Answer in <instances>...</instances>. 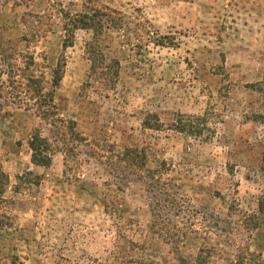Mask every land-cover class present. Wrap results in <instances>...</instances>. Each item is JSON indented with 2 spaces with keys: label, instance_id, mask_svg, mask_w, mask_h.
Listing matches in <instances>:
<instances>
[{
  "label": "rangeland",
  "instance_id": "374dc122",
  "mask_svg": "<svg viewBox=\"0 0 264 264\" xmlns=\"http://www.w3.org/2000/svg\"><path fill=\"white\" fill-rule=\"evenodd\" d=\"M243 257L264 264V0H0V264Z\"/></svg>",
  "mask_w": 264,
  "mask_h": 264
},
{
  "label": "trees",
  "instance_id": "16d2710c",
  "mask_svg": "<svg viewBox=\"0 0 264 264\" xmlns=\"http://www.w3.org/2000/svg\"><path fill=\"white\" fill-rule=\"evenodd\" d=\"M96 15V12H95ZM94 14L89 15V14H84L83 16H81V19L78 21H75L74 23H71V27L72 28H76V27H83L84 29H89L92 30L94 32V36H96L99 31L102 28V22H100V20H94V18H97L98 16H95ZM71 32V31H70ZM98 32V33H97ZM94 39V38H93ZM100 47L99 44H97V41L94 40L93 43H88L85 45V51L87 52L88 56L91 59V66L90 68L92 69L91 71H95L96 69H98L99 64L97 66V62L100 64L103 62V58L101 55L96 54V50ZM116 66H118L117 62H115ZM102 72V75H106L107 73H110L109 70L107 68H99ZM108 71V72H107ZM110 75V74H109ZM114 78L117 77V72L114 71L113 74ZM59 80V75H56L55 77H53V84L57 85ZM197 118L195 119V122L197 123L196 126H192L191 125V119L189 118H185L182 116H179L177 120H175V129L181 133H185V134H196L198 133L199 130H197V126L198 124H200L203 120ZM199 122V123H198ZM28 147L29 150L31 152V162L37 166H47L50 162V156H51V150L49 149L48 144L41 138H39L37 135L33 136L30 138L29 142H28ZM246 259H244L243 257V261L240 260H233V261H229L228 264H247V262L245 261ZM176 264H200L198 262V260L191 262L189 260H185V259H179L177 260ZM258 264V263H257Z\"/></svg>",
  "mask_w": 264,
  "mask_h": 264
}]
</instances>
